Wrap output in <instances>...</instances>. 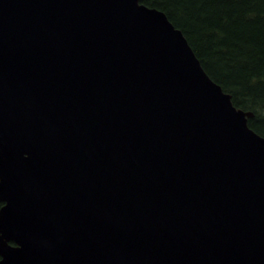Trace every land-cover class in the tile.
<instances>
[{
    "label": "water",
    "instance_id": "1",
    "mask_svg": "<svg viewBox=\"0 0 264 264\" xmlns=\"http://www.w3.org/2000/svg\"><path fill=\"white\" fill-rule=\"evenodd\" d=\"M144 0H0V264H264V137Z\"/></svg>",
    "mask_w": 264,
    "mask_h": 264
},
{
    "label": "trees",
    "instance_id": "2",
    "mask_svg": "<svg viewBox=\"0 0 264 264\" xmlns=\"http://www.w3.org/2000/svg\"><path fill=\"white\" fill-rule=\"evenodd\" d=\"M183 32L210 78L264 137V0H144Z\"/></svg>",
    "mask_w": 264,
    "mask_h": 264
},
{
    "label": "flooded vegetation",
    "instance_id": "3",
    "mask_svg": "<svg viewBox=\"0 0 264 264\" xmlns=\"http://www.w3.org/2000/svg\"><path fill=\"white\" fill-rule=\"evenodd\" d=\"M2 206V204L0 205V207Z\"/></svg>",
    "mask_w": 264,
    "mask_h": 264
},
{
    "label": "rangeland",
    "instance_id": "4",
    "mask_svg": "<svg viewBox=\"0 0 264 264\" xmlns=\"http://www.w3.org/2000/svg\"><path fill=\"white\" fill-rule=\"evenodd\" d=\"M1 205V204H0ZM1 208V207H0Z\"/></svg>",
    "mask_w": 264,
    "mask_h": 264
}]
</instances>
